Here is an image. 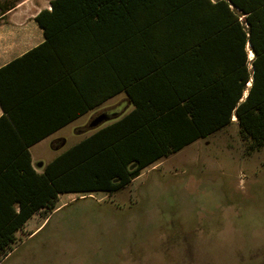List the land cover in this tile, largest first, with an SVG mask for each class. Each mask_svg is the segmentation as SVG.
<instances>
[{
	"label": "trees",
	"instance_id": "16d2710c",
	"mask_svg": "<svg viewBox=\"0 0 264 264\" xmlns=\"http://www.w3.org/2000/svg\"><path fill=\"white\" fill-rule=\"evenodd\" d=\"M19 2L0 0V19ZM51 4L52 10L43 9L35 16L48 42L65 30L102 23L110 16L131 25L155 8V0H52ZM161 6L169 11L170 37L176 45L174 107L156 120L138 116L154 97L133 93L129 83L124 87L137 107L66 149L43 172L31 163L29 143L0 158V252L33 215L54 207L61 193L118 192L149 164L230 124L233 113L247 151L264 146V0H161ZM137 30L142 35L150 31ZM248 43L255 54L252 73ZM185 57L191 62L189 76L183 75ZM251 76L252 85L240 101ZM149 79L139 82L145 85ZM0 103L8 112L1 95ZM8 118L4 114L0 119Z\"/></svg>",
	"mask_w": 264,
	"mask_h": 264
},
{
	"label": "rangeland",
	"instance_id": "374dc122",
	"mask_svg": "<svg viewBox=\"0 0 264 264\" xmlns=\"http://www.w3.org/2000/svg\"><path fill=\"white\" fill-rule=\"evenodd\" d=\"M20 1L0 36L39 9ZM46 211L0 264H264V146L248 152L232 124L118 192L61 193Z\"/></svg>",
	"mask_w": 264,
	"mask_h": 264
},
{
	"label": "crops",
	"instance_id": "0c3cea01",
	"mask_svg": "<svg viewBox=\"0 0 264 264\" xmlns=\"http://www.w3.org/2000/svg\"><path fill=\"white\" fill-rule=\"evenodd\" d=\"M51 1L40 0L31 21L9 23L6 29L10 33L0 36V68L16 60L0 73V95L8 107L7 112L0 103V118L4 114L10 117L0 119V158L5 159L29 143L31 163L39 173L72 145L132 112L137 104L128 95L129 83H133V93L146 92L154 97L151 105L141 107L138 116L156 120L174 107L176 100V45L170 37L169 11L161 6V0H155V8L140 14L131 25L110 16L102 23L65 30L48 42L35 16L43 9L52 10ZM20 2L8 13L18 8ZM137 28L150 31L142 35ZM36 47L38 51L23 56ZM246 48L252 73L255 54L249 43ZM190 64L185 57L183 75L191 74ZM145 77L150 79L145 85L140 84ZM252 81L251 76L240 101L247 96ZM100 116L107 119L93 126L92 122ZM232 124L239 131L235 113L230 124L222 129ZM69 132L79 135V140L65 147ZM213 134L149 164L128 185Z\"/></svg>",
	"mask_w": 264,
	"mask_h": 264
},
{
	"label": "water",
	"instance_id": "95a60500",
	"mask_svg": "<svg viewBox=\"0 0 264 264\" xmlns=\"http://www.w3.org/2000/svg\"><path fill=\"white\" fill-rule=\"evenodd\" d=\"M107 118L105 116H100L98 117L97 119H95L93 122H92V125L95 126V125H98L99 123H101L102 121L106 120Z\"/></svg>",
	"mask_w": 264,
	"mask_h": 264
}]
</instances>
